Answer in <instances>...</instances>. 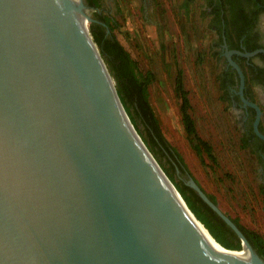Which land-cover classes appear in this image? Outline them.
Wrapping results in <instances>:
<instances>
[{"label": "water", "instance_id": "water-1", "mask_svg": "<svg viewBox=\"0 0 264 264\" xmlns=\"http://www.w3.org/2000/svg\"><path fill=\"white\" fill-rule=\"evenodd\" d=\"M90 9L0 0V264H264L192 175L252 254L222 248L170 185L88 39Z\"/></svg>", "mask_w": 264, "mask_h": 264}, {"label": "rangeland", "instance_id": "rangeland-1", "mask_svg": "<svg viewBox=\"0 0 264 264\" xmlns=\"http://www.w3.org/2000/svg\"><path fill=\"white\" fill-rule=\"evenodd\" d=\"M201 11V0H194L190 8L186 0H102L90 13L102 22L113 18L115 29L108 32L109 25L98 21L90 24L97 30L104 27L110 41L116 36L137 61L139 74L152 73L150 106L166 141L155 149L175 180L185 183L192 175L227 215L264 235L259 165L241 147L239 119L219 82L221 66L212 45L213 33L207 31L206 22L201 23ZM179 78L188 91L197 132L212 146L216 162L192 147L182 119ZM138 123L150 139L141 118Z\"/></svg>", "mask_w": 264, "mask_h": 264}, {"label": "flooded vegetation", "instance_id": "flooded-vegetation-1", "mask_svg": "<svg viewBox=\"0 0 264 264\" xmlns=\"http://www.w3.org/2000/svg\"><path fill=\"white\" fill-rule=\"evenodd\" d=\"M193 2L186 0L187 7ZM201 3L199 18L201 23L206 22L207 31L213 33L212 45L221 66L219 82L239 119L241 147L259 165L256 173L264 203V0H201ZM228 52L244 74V98L261 109L257 125L258 111L242 99L241 75L230 62ZM224 228L233 231L226 223Z\"/></svg>", "mask_w": 264, "mask_h": 264}, {"label": "trees", "instance_id": "trees-1", "mask_svg": "<svg viewBox=\"0 0 264 264\" xmlns=\"http://www.w3.org/2000/svg\"><path fill=\"white\" fill-rule=\"evenodd\" d=\"M86 1L91 7L93 6L96 8L100 7L102 4V0ZM103 21L109 25L111 31L115 29V25L110 18L105 17L103 18ZM90 25L91 33L93 34L97 44L100 46L103 57L117 81L120 98L132 123L136 127L137 131L142 135L148 148L152 151L168 177L174 183L190 210H192L199 221L207 226L206 228L221 245L225 248L227 247V249H242L240 239L236 237L233 231L224 228L225 222L215 215L212 209L201 199V197L184 182L175 180L173 174L165 166L155 149L156 146L161 147V144L166 145V141L163 136L159 120L150 106L148 85L152 80V73L149 72L147 75L139 74L137 61L131 57L130 53L119 42L116 36H113V40L110 41L105 37L106 29L104 27L97 30L94 29L93 23ZM103 41L106 42L104 43ZM177 84V89L182 98V119L192 147L199 155L206 153L214 160V162H216L217 159L214 156L212 146L209 142L202 139L197 132L195 121L189 111L191 103L188 91L181 78H179ZM138 118H141L149 130L150 139L143 135V132L139 127ZM209 196L215 203H217L214 196ZM233 220L242 229L257 252L264 257V235L257 230L250 229L242 225L238 219Z\"/></svg>", "mask_w": 264, "mask_h": 264}, {"label": "bare ground", "instance_id": "bare-ground-1", "mask_svg": "<svg viewBox=\"0 0 264 264\" xmlns=\"http://www.w3.org/2000/svg\"><path fill=\"white\" fill-rule=\"evenodd\" d=\"M76 4H79L80 3V0H73ZM84 19H85V27H86V32H87V36H88V39H89V41H90V43H91V45H92V47H93V49H94V51H96V49H97V45H96V43H95V41H94V39H93V36H92V33H91V30H90V20L86 17V16H84ZM110 80H111V83L113 84V86H114V84H115V81H114V79H113V77H111L110 78ZM116 85V84H115ZM173 188H174V190L177 192V194L181 197V199L185 202V200H184V198L182 197V195L180 194V192L178 191V189L175 187V185L171 182V184H170ZM179 192V193H178ZM185 204L187 205V203L185 202ZM188 206V205H187ZM192 211V210H191ZM201 222V221H200ZM202 223V222H201ZM203 224V223H202ZM203 226L206 228L207 226H205L204 224H203ZM206 230L209 232V230L206 228ZM210 233V232H209ZM210 235L212 236V234L210 233ZM213 237V236H212ZM213 239L222 247V248H225L223 245H221L214 237H213ZM225 249H227V247L225 248ZM227 250H230V251H232V252H236V253H241V254H252L251 253V250L248 248V246H243L242 247V249H239V250H236V249H227Z\"/></svg>", "mask_w": 264, "mask_h": 264}]
</instances>
